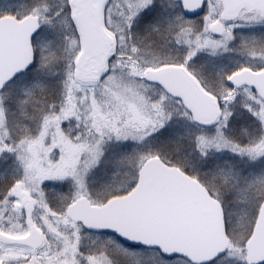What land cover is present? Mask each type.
<instances>
[{
  "label": "snow or ice",
  "instance_id": "snow-or-ice-1",
  "mask_svg": "<svg viewBox=\"0 0 264 264\" xmlns=\"http://www.w3.org/2000/svg\"><path fill=\"white\" fill-rule=\"evenodd\" d=\"M0 264H264V0H0Z\"/></svg>",
  "mask_w": 264,
  "mask_h": 264
}]
</instances>
